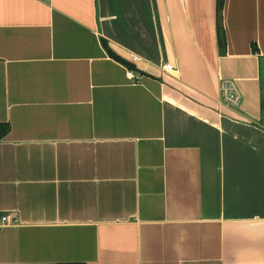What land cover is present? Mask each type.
<instances>
[{
  "label": "crops",
  "instance_id": "crops-1",
  "mask_svg": "<svg viewBox=\"0 0 264 264\" xmlns=\"http://www.w3.org/2000/svg\"><path fill=\"white\" fill-rule=\"evenodd\" d=\"M221 24L222 53L216 0H0V264H264V0Z\"/></svg>",
  "mask_w": 264,
  "mask_h": 264
},
{
  "label": "trees",
  "instance_id": "trees-1",
  "mask_svg": "<svg viewBox=\"0 0 264 264\" xmlns=\"http://www.w3.org/2000/svg\"><path fill=\"white\" fill-rule=\"evenodd\" d=\"M223 3L224 0H216V14H217V44L220 53L224 52L225 46H226V40H225V33L221 24V13L223 10ZM103 45L105 49L107 50L109 56L118 62L122 63L129 71L134 72L135 68L133 65L123 61L122 59L118 58L115 56L107 47L105 42H103ZM255 51V49H254ZM262 111L264 113V96L262 98V103H261ZM10 131V127L6 123H0V141L7 136V134ZM70 264H77V263H70Z\"/></svg>",
  "mask_w": 264,
  "mask_h": 264
},
{
  "label": "built area",
  "instance_id": "built-area-1",
  "mask_svg": "<svg viewBox=\"0 0 264 264\" xmlns=\"http://www.w3.org/2000/svg\"><path fill=\"white\" fill-rule=\"evenodd\" d=\"M135 60V59H133ZM165 72H170L173 70L172 65H165L162 67ZM128 77L133 81V83H140L141 77H135L132 71L128 72ZM220 99L221 102L229 107L236 108L240 103V96L235 89L234 85L228 81L221 82L220 86ZM12 219L9 215H4L0 217V224L11 223Z\"/></svg>",
  "mask_w": 264,
  "mask_h": 264
},
{
  "label": "water",
  "instance_id": "water-1",
  "mask_svg": "<svg viewBox=\"0 0 264 264\" xmlns=\"http://www.w3.org/2000/svg\"><path fill=\"white\" fill-rule=\"evenodd\" d=\"M260 75H261V78L263 80V85H264V58H261L260 60Z\"/></svg>",
  "mask_w": 264,
  "mask_h": 264
}]
</instances>
